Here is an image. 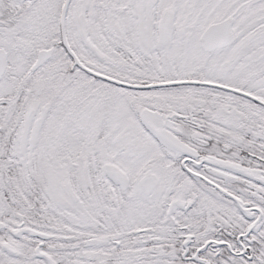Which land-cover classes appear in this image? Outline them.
Instances as JSON below:
<instances>
[{
  "label": "snow or ice",
  "instance_id": "1",
  "mask_svg": "<svg viewBox=\"0 0 264 264\" xmlns=\"http://www.w3.org/2000/svg\"><path fill=\"white\" fill-rule=\"evenodd\" d=\"M0 264H264V0H0Z\"/></svg>",
  "mask_w": 264,
  "mask_h": 264
}]
</instances>
